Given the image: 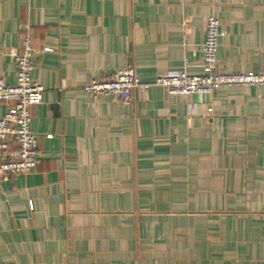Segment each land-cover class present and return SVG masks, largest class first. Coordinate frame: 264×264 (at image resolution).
<instances>
[{
    "label": "crops",
    "instance_id": "1",
    "mask_svg": "<svg viewBox=\"0 0 264 264\" xmlns=\"http://www.w3.org/2000/svg\"><path fill=\"white\" fill-rule=\"evenodd\" d=\"M210 17L218 71L264 72V0H0V79L29 34L45 87L40 162L0 180V264H264V86L155 83L202 72ZM128 64L131 103L85 92Z\"/></svg>",
    "mask_w": 264,
    "mask_h": 264
},
{
    "label": "built area",
    "instance_id": "2",
    "mask_svg": "<svg viewBox=\"0 0 264 264\" xmlns=\"http://www.w3.org/2000/svg\"><path fill=\"white\" fill-rule=\"evenodd\" d=\"M224 35L221 21L210 17L207 21L203 45L201 73L192 74L184 69H173L158 77L155 83L163 86L170 96L209 94L215 90L240 86H264V72L245 71L226 73L217 69L220 37ZM51 50L44 47L43 51ZM33 39L24 35L22 50L16 56L17 81L13 85L0 79V101L7 103L5 114L0 117V180L13 175L27 174L40 162V141L32 129V108L42 102L45 87L33 79L36 54ZM188 63V62H187ZM131 64L116 70L109 77H90L84 85L90 96H114L123 103L133 100L136 88L148 90ZM52 137V135H48Z\"/></svg>",
    "mask_w": 264,
    "mask_h": 264
}]
</instances>
